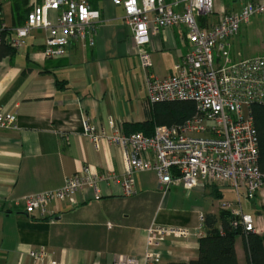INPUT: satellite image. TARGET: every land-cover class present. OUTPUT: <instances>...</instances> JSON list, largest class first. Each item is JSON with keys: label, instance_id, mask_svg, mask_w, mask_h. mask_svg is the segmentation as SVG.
I'll list each match as a JSON object with an SVG mask.
<instances>
[{"label": "crops", "instance_id": "crops-1", "mask_svg": "<svg viewBox=\"0 0 264 264\" xmlns=\"http://www.w3.org/2000/svg\"><path fill=\"white\" fill-rule=\"evenodd\" d=\"M12 1L0 0V5L5 23L13 27ZM86 1L99 12L92 22V45L73 40L66 55L48 58L43 55L45 31L38 29L11 55L0 58V108L13 113L17 124L16 129L0 128V264H113L118 255L136 256L142 264L151 223L196 227L199 214L219 215L220 203L213 200L220 202L224 189L235 193L229 185L199 184L190 191L171 185L163 194L156 173L147 170L134 174V194H122L123 152L105 138L96 148L83 133L82 114L106 133L113 126L126 134L143 131L141 124L153 117L147 72L158 78L171 74L188 45L182 27L161 29L146 46L151 57L146 71L123 22L122 8L112 0ZM33 2L41 0H28L29 10ZM221 7L233 10L239 3L232 0L228 7ZM56 14L50 11L49 16ZM57 80L64 86L58 87ZM83 166L115 174L119 181L101 180L97 192L84 187L69 199L51 200L44 214L39 210L27 213L16 202L25 195L60 188ZM215 187L221 198L215 196ZM206 188L211 197L205 206L174 208L180 192L189 197ZM235 196L228 201L243 211V198L248 205L243 212L252 216L254 232L262 235L264 189L253 197L241 189ZM39 247L49 253L42 263L30 256ZM198 247L196 236L169 238L155 251L159 264H188L197 259ZM235 251L238 263L247 264L242 235L235 238Z\"/></svg>", "mask_w": 264, "mask_h": 264}, {"label": "built area", "instance_id": "built-area-1", "mask_svg": "<svg viewBox=\"0 0 264 264\" xmlns=\"http://www.w3.org/2000/svg\"><path fill=\"white\" fill-rule=\"evenodd\" d=\"M217 1L112 0L123 10V22L146 71L151 66L146 50L150 37L166 27L183 28L188 45L186 54L167 76L158 78L147 72V98L151 103L189 100L195 104L191 117L180 124L156 126L151 135L141 131L126 134L115 126L106 133L82 114L83 133L96 148L103 138L121 148L125 172L120 182L124 196L135 193L134 174L147 170L156 173L163 194L171 185H182L187 191L199 184L229 185L237 196L244 189L249 197L264 189V174L257 166V131L250 114L251 103H264V51L254 57L231 56L232 40L241 27L253 16L264 20V0H236L239 7L233 10L216 7ZM50 11L57 13L54 18L49 16ZM98 18L99 12L91 9L86 0H41L32 3L21 25L12 27L5 23L0 5V42L16 49L25 44L32 31L42 29L43 55L48 58L66 55L73 40L94 43L92 22ZM4 127L16 129V116L0 108V128ZM101 180L118 182L119 178L83 166L60 188L25 195L16 202H21L27 213L39 210L44 214L51 200L69 199L84 187L97 192ZM220 209L234 216V225L241 224L244 231L255 230L252 216L244 213L240 205L223 201ZM203 229L202 214L196 227L151 223L146 229L142 264H159L155 249L167 239L199 238ZM30 256L42 263L49 253L39 247ZM113 264H140V259L118 255Z\"/></svg>", "mask_w": 264, "mask_h": 264}, {"label": "trees", "instance_id": "trees-1", "mask_svg": "<svg viewBox=\"0 0 264 264\" xmlns=\"http://www.w3.org/2000/svg\"><path fill=\"white\" fill-rule=\"evenodd\" d=\"M27 1H12L15 26L21 25L29 12L26 7ZM13 52L14 48L3 41L0 42V58L6 54L11 55ZM56 84L58 87L64 86L62 80H57ZM152 112V119L141 124L144 127L141 132L145 135H151L154 128L159 125L171 126L182 123L194 114L195 104L189 100L159 101L153 103ZM250 114L258 138L257 166L264 174V103H251ZM216 190L215 187V196L221 198V194ZM234 220V216L226 210L220 209L218 216L212 213L205 214L204 232L198 238V257L188 264H239L235 251V238L238 235L244 237L247 264H264V233L259 235L254 231H244L241 224H233Z\"/></svg>", "mask_w": 264, "mask_h": 264}, {"label": "rangeland", "instance_id": "rangeland-1", "mask_svg": "<svg viewBox=\"0 0 264 264\" xmlns=\"http://www.w3.org/2000/svg\"><path fill=\"white\" fill-rule=\"evenodd\" d=\"M232 0H218L216 7L227 6ZM214 19V18H213ZM264 51V20L261 16L251 17L248 24L241 27L237 37L234 40L233 47L231 49V56L236 58L237 55L240 58L251 57L261 55ZM237 57V58H238ZM213 186V185H212ZM208 189L205 192H198L189 197H185L184 193L180 192L174 199L173 206L179 210H187L191 206H205L207 199L211 196L208 195ZM217 191V190H216ZM224 195L220 202L213 200L216 203H222L223 201H234L236 199L235 193L229 189H224ZM206 193V195H205ZM228 201V202H229ZM243 211H247V203L242 198Z\"/></svg>", "mask_w": 264, "mask_h": 264}]
</instances>
